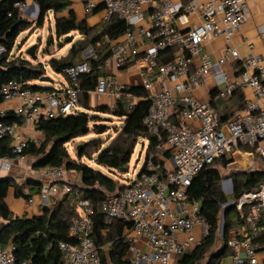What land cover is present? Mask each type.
<instances>
[{"label": "built area", "instance_id": "1", "mask_svg": "<svg viewBox=\"0 0 264 264\" xmlns=\"http://www.w3.org/2000/svg\"><path fill=\"white\" fill-rule=\"evenodd\" d=\"M25 1L15 5L21 13L28 10ZM81 3L86 16L103 11L101 21L108 22L117 16L126 26L122 37L105 40L111 54L98 66L100 76L89 94L98 101L107 99V107L113 110L127 87L116 83L115 74L134 63L141 81L139 87L150 102L143 125L154 140L152 151H148V141L144 140L147 145L142 169L127 182L128 187L122 193L105 198L101 213L106 224L115 220L131 222L130 264H176L177 257L193 246L194 228L198 226L203 237L209 230L200 215L199 203L188 201L187 192L195 175L218 159H228L229 165H234L237 155L249 162L248 173L261 170L255 165V157L264 164V60L251 54L243 59L230 44L215 61L208 56L199 58L203 45L212 39L232 40L246 20L247 5L243 0H81ZM190 17L200 20L199 24H190ZM181 26L188 29L181 30ZM167 49L176 52L171 60L159 63ZM90 58H96L91 47L82 53L81 63L62 69L65 77L75 84L80 76L89 74ZM196 59L198 66L194 65ZM231 62L241 64L238 75L224 68ZM211 77L216 79L217 97L221 100L229 99L238 90L247 88L251 92L244 108L224 122L210 101L194 96ZM156 86L158 92L154 90ZM80 95L77 87L34 91L17 81L0 89L3 102L19 103L13 114L34 129L41 120L82 113ZM128 99L132 107L138 97ZM0 115L4 113L0 111ZM17 127L0 121V140H9L12 156L19 157L28 144L41 146L42 138L26 135ZM242 147L250 150L242 151ZM167 151L169 163L165 161ZM11 160L9 156L1 157L0 169L9 171ZM65 174L63 168L39 171V176L48 182L43 193L68 194L76 209L67 233L72 242H58L56 248L64 264H102L91 231L93 209L78 196L74 186L64 183ZM27 201L33 204L32 199ZM243 206H247L250 233L245 230L235 233L227 246L233 264H257L255 254L260 247L252 245L251 236L264 232V183L238 198L237 209ZM180 234L185 239L179 242ZM139 241L145 242L146 252L136 246ZM13 250L0 246V264H32L17 263Z\"/></svg>", "mask_w": 264, "mask_h": 264}, {"label": "trees", "instance_id": "2", "mask_svg": "<svg viewBox=\"0 0 264 264\" xmlns=\"http://www.w3.org/2000/svg\"><path fill=\"white\" fill-rule=\"evenodd\" d=\"M32 1L37 5V16L33 20H26L15 7L24 0H0V48L4 50L0 53V89L11 81H17L25 88L34 91L51 90L33 84L45 76L42 64L32 65L29 61L12 56V52L21 33L33 27H42L49 13L57 16L65 12L70 4L66 0ZM54 27L55 35L59 39L71 32H78L82 39L73 44L66 57L49 61L48 64L53 71L64 75L63 68L81 63L82 52L88 45L96 56L95 59L88 60L91 72L80 76L75 84L66 77L70 87L80 89L81 106L88 109V94L95 89L97 83V68L111 54L105 40L113 41L122 37L126 31L125 23L114 16L108 22L101 21L97 26L89 28L85 22L77 23L74 13L69 11L66 18L55 17ZM175 52L176 49H167L161 55L159 63L171 60ZM211 95L216 99L211 100V105L219 112L218 104L221 99L214 91ZM235 95L238 99L240 98L239 91L230 98ZM129 96L142 100L130 107ZM149 106L150 102L146 99V94L141 87H126L121 92V99L113 110L108 107L96 108L95 112L111 115L121 121L116 138L107 147L98 149L96 152L94 163L98 168L106 169L110 174L120 173L121 169L126 173L134 148L139 144L138 140L143 138L148 141V151L153 150L154 140L143 125ZM239 108H244V104H239ZM219 115L221 122L228 119L223 118L220 112ZM0 121L17 125L22 123V119L12 112L0 115ZM99 121L100 118L96 115L85 112L41 120L35 128L43 140L41 146L28 144L20 156L33 158L34 170L63 168L66 173H74L80 181V185L74 186L78 196L86 200L93 209L90 218L91 231L101 263L130 264L129 241L124 234L125 231L132 229L131 222L115 220L106 224L101 213V205L105 198L122 193L128 185L123 182L118 183L100 170L92 169L80 162L83 158L82 153L77 154V159L71 158L67 150V145L76 139L91 133L103 134L107 127L99 124ZM9 143L7 138L0 140V158L15 157L10 153ZM241 149L242 151L250 150L246 147ZM165 157L170 158V151L166 152ZM229 162L228 159L223 158L215 160L193 178L187 192L188 201L199 203L200 215L206 221L209 230L198 245L177 257L176 264H220L231 254L227 242L232 236H236L231 234L232 230L245 227L250 233L246 222L247 206L238 210L235 204L231 205L230 200L238 199L242 194L252 191L258 184L264 183V170L247 172L235 177L232 180L233 192L229 200L220 189L221 176L215 169L227 167ZM24 186L35 187L37 194L41 192V187L33 181H27L20 186L11 178H0V246L4 249L14 248L12 255L17 263L30 261L32 264H64L56 244L61 241L72 242L67 233L72 219L76 216V209L70 204V195L59 192L60 196L53 199V203L46 207L40 216L14 217L5 201L8 190L13 188L16 198L28 199L31 194H25ZM221 221L223 227L221 246L217 248L218 234L222 228ZM251 243L253 246L260 247V251H264V232L252 235Z\"/></svg>", "mask_w": 264, "mask_h": 264}, {"label": "crops", "instance_id": "3", "mask_svg": "<svg viewBox=\"0 0 264 264\" xmlns=\"http://www.w3.org/2000/svg\"><path fill=\"white\" fill-rule=\"evenodd\" d=\"M66 1H68L70 5H69V8L65 12L58 14L57 16H54L53 13L48 14V15L53 16L54 24H55V17L56 18H66L68 16V12L72 11L75 15V19L77 23L85 22L87 25V20H83L80 17L83 15V8H82L81 0H66ZM183 1L188 2L190 0H183ZM243 1L247 5V16H246L245 22L241 26L240 31L233 35L232 40L230 42H226V40L221 37L214 38L210 42H207L206 44L203 45L199 58H201L202 56H208L212 61H215L217 58L221 56L223 49L227 45L230 44L231 46H234L237 48L240 56L243 59L251 54L253 56L261 57L264 60V0H243ZM25 3L28 5V10L26 11V14L31 15L32 17L36 16L37 11H38V8H37V11L34 9V5L36 4L32 0H27L25 1ZM65 13L66 15H64ZM98 19L99 21L95 25L91 27L88 25L87 26L89 28L95 27L101 22V19L99 18V16H98ZM199 22L200 20H198L196 17L189 18L190 24H199ZM187 29L188 27L181 26V30H187ZM249 46H252V48H250ZM26 52H22L20 50L16 54H12V56L20 57L22 60L29 61L32 65H36L40 63L44 66V69H46V66L43 63L39 62L36 57H30L26 54ZM62 57H65V55ZM138 58H140V56ZM52 59H56V58H52ZM49 61L47 62L49 63ZM48 63H47V67L51 69ZM133 64L134 63H131L128 69L120 71L115 74V81L117 84H123L127 86L128 88L132 86H136V87L140 86L141 81H140L138 69ZM194 65L195 66L199 65V59L195 60ZM224 68L228 70L230 74L238 75L241 72L242 66L238 62H231V63H227L224 66ZM99 76L100 74H97V78ZM63 77H64V83L60 84L58 88L69 86L68 80L66 79L64 75ZM213 91L216 92L217 94L216 79L211 77L208 79L206 86L196 91L194 93V96L202 101L211 102V100L212 101L216 100L211 95ZM238 91L240 93L239 99L235 95L232 98H229L227 100H221L219 102L218 110L223 118L229 119V117H231L232 114L236 110H242L243 108L242 109L239 108V104L243 105L245 101L251 97V92L247 88L243 90H238ZM205 97H207V100H204ZM140 100L142 99L138 98L136 103H138ZM87 101H88L87 102L88 109H84L81 106V100L79 98V108L81 109V112L93 114L96 108L107 107V105L105 104V101H107V99L105 98H103L101 101H98L94 95L88 94ZM107 104H108V101H107ZM18 105L19 103L17 101H10V102L2 101V103L0 104V111H2L4 114L7 112L13 113L14 109ZM17 129L18 131L25 133L26 135H29L31 137L41 138V135L38 132H36V129L32 128L31 124H29L28 122L26 123V121H23V119H22V123L18 125ZM165 161L169 163V159L165 158ZM33 164H34V159L29 156L14 157L11 160V169L7 171V175H3V174L0 175V178H11L15 182V184L20 185V186L25 184L27 181H33L36 183L38 187H41V192L38 194L36 192L37 190H35V187L34 188L32 187L30 188L27 186L23 187V191L25 192V194H31V197L28 199L33 200L32 205L28 204V201H27L28 199H24L23 201L20 199H16L13 188H10L8 190V194H7L5 201H6V204L10 212L13 214L14 217L31 218L33 216H40L42 211L53 203L52 202L53 199L55 200V198L57 199V197L60 196L58 195L59 193L54 194V195L53 194L46 195L43 193V188L44 186L48 184V182L39 176L40 170L33 169ZM78 180L79 178H77V176L74 173L65 174L64 183L66 184L76 186L79 184ZM61 185L62 184L59 185L60 190H61ZM35 205L37 207L36 210L40 211L38 214L36 213L34 209ZM243 230L247 231L245 227H242L241 229L240 228L237 229L235 233H240ZM124 235L126 236L127 239L131 238L132 236L131 230L125 231ZM193 236L195 238V241H197V243L198 242L200 243L202 239H201L200 228L198 226L194 228ZM184 239H185V235H182V234L178 235L179 242ZM136 246L143 252L147 251V247L144 241H139ZM240 253L241 255H243L244 251L241 249ZM255 257L257 260V264H264V251H258L255 254ZM220 264H233L231 261L230 255L224 258Z\"/></svg>", "mask_w": 264, "mask_h": 264}, {"label": "rangeland", "instance_id": "4", "mask_svg": "<svg viewBox=\"0 0 264 264\" xmlns=\"http://www.w3.org/2000/svg\"><path fill=\"white\" fill-rule=\"evenodd\" d=\"M142 8H145V5L142 6ZM66 15V13L64 14ZM22 16L26 20H33L36 18V16L32 17L31 15H27L26 12H22ZM103 16V11H99L98 13L86 16L84 13L81 17L83 20H87L88 26L95 25L99 19ZM48 18L45 20V23L40 28H30L23 33H21L17 40L15 47L13 49L12 54H16L20 50L22 52H26L30 47L35 46V57L37 60L41 63H43L46 66L45 69V76L51 80V82H34L37 86L41 88H47L51 90L57 89L60 84L64 83V77L62 74L57 73L47 67V61H49L52 58L61 59L64 58L62 56L65 55V57L68 54V50L73 46L74 43L82 39V36L78 32H71L69 35L57 38L55 35V27H54V18L52 15H48ZM141 25H144L141 24ZM97 26V25H96ZM93 28V27H92ZM66 37H69L68 42H64V39ZM90 47V45L86 46L85 50H87ZM82 52V53H83ZM156 92L159 91V87L157 86L154 88ZM204 100H207V97H205ZM105 104H107V101H105ZM94 115L100 118L99 124L107 127V130L101 134L96 135L94 133L89 134L86 137H82L79 139H76L75 141L71 142L67 145L68 153L70 154L71 158L77 159V154L82 153L83 158L80 160L83 164L88 165L92 169L100 170L103 174L109 176L110 178L114 179L118 183H125L133 177L136 176L140 170L143 167L144 160H145V148H146V141H144V138L139 141V144L136 145L134 148L133 154L131 156L130 162L128 164V169L125 172H116L113 174H110L106 169L98 168L94 163V158L96 157V152L98 149H102L107 147L112 140H114L117 136V130H119L121 126V121L111 115L108 114H102L94 112ZM255 165L258 166L259 169L264 170V164L262 161L255 157L254 159ZM234 165H228L227 167H216L215 169L218 170L220 176H221V183H220V189L223 192L225 196H227L230 200L233 192V179L235 177L241 176L244 173H247V169L249 166V162L247 159L241 155H237L234 159ZM170 165V164H169ZM7 175V172H4L0 169V175ZM79 181V180H78ZM80 182V181H79ZM231 184V185H230ZM20 200H24L23 198H16ZM237 200L238 199H232L230 200L231 205L235 204L237 208ZM36 205L34 206V209L36 213L38 214L40 211L36 210ZM221 227H222V221H221ZM236 230H232V234L235 233ZM222 236L221 228L218 234L219 243L217 244V248L221 246L220 238ZM201 235V239H202ZM197 241L193 243V246H191L190 250L193 249L197 245ZM132 255L128 254V258H130Z\"/></svg>", "mask_w": 264, "mask_h": 264}, {"label": "water", "instance_id": "5", "mask_svg": "<svg viewBox=\"0 0 264 264\" xmlns=\"http://www.w3.org/2000/svg\"><path fill=\"white\" fill-rule=\"evenodd\" d=\"M34 9L37 11V5H34ZM69 39H70L69 37H66V38L64 39V42H68ZM34 52H35V46H32V47H30V48L27 50L26 54H27L28 56H30V57H35ZM39 81H40V82H44V83L51 82V80H50L49 78H47L46 76L41 77ZM120 172H124V170L121 169ZM78 185H80V184H78ZM222 232H223V227L221 228V233H222Z\"/></svg>", "mask_w": 264, "mask_h": 264}]
</instances>
